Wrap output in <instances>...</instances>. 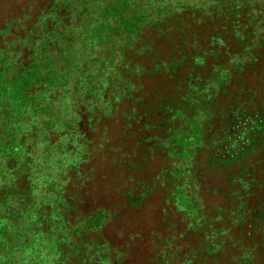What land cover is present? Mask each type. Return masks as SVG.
Returning a JSON list of instances; mask_svg holds the SVG:
<instances>
[{
    "label": "rangeland",
    "instance_id": "rangeland-1",
    "mask_svg": "<svg viewBox=\"0 0 264 264\" xmlns=\"http://www.w3.org/2000/svg\"><path fill=\"white\" fill-rule=\"evenodd\" d=\"M90 1L103 20L113 22L109 37L141 30L136 47H146V53H123L133 72L137 66L156 68L182 53L179 48L185 44L178 34L212 28L210 19L200 23L199 13L186 9L173 15L170 24L159 26L155 17L164 0ZM205 1L188 2L194 6ZM52 2L0 0V121H11V127L20 128L17 133L30 131L32 125L50 128L54 121L65 122L48 106L36 110L38 114L26 109L33 96L48 97L68 77L62 67L64 60L71 62L67 43L52 46L39 58L32 51L35 25L51 14ZM103 27L94 31L97 43ZM257 53V63L234 73L219 93L216 114L191 159L194 141L177 140L183 149L176 150L163 145L178 125L171 104L182 106L179 98L185 74L191 71L188 66L174 74L163 72L162 66L152 75L126 77L130 94L117 97L115 105L110 101L109 112L85 114L74 126L84 142L76 154H68L73 164H62L70 168L59 178L64 186L54 187L58 193L44 188L53 184L51 177H35L38 171L22 157L25 153L19 155L21 145L0 139L1 264H264V133L251 145L241 143V137H248L246 130L264 119V46ZM68 122L53 137L56 141L69 140L73 120ZM14 150L19 155L15 160ZM42 205L46 207L37 220L33 212ZM57 222L66 226L65 249L28 240L27 226L41 231L38 236L51 244L59 240Z\"/></svg>",
    "mask_w": 264,
    "mask_h": 264
},
{
    "label": "trees",
    "instance_id": "trees-1",
    "mask_svg": "<svg viewBox=\"0 0 264 264\" xmlns=\"http://www.w3.org/2000/svg\"><path fill=\"white\" fill-rule=\"evenodd\" d=\"M169 1H171V4ZM188 1L177 0L172 5V0H164L162 2L164 4L162 5L163 10L155 17V19L160 20L158 22L159 26L170 24L168 20L173 15H177L186 9L197 11L201 17L199 18L200 23L210 19L209 23L212 27L209 29L210 31L196 32L193 35L178 34L179 39L184 41L183 44H185V47L179 48L182 53L178 51L177 56L170 58L171 61L158 65L156 68L143 69L141 66H137L134 72L129 61H125L123 53L127 50L131 51L133 57L146 53V47H136L139 45L138 39L141 30H136L134 33L122 35L118 38L115 36L109 37L107 30L110 28V23L113 24V22H110L108 18L103 20V15L96 10L97 5H94L96 6L94 9L90 5V0H53L51 14L45 20L44 18L38 19L35 25L37 35L32 37V51L38 52L37 57L39 58V54L45 51L48 53L52 46H63L67 43L69 48H66V51L70 54L71 62H69V59L68 62L64 60L62 67L68 77L66 76L63 83L53 88V91L56 89L58 91L41 99L33 96L28 101L32 104L28 105L26 109H28V112L33 111V113L38 114L36 110L40 111V108L48 106L54 109L56 117L60 120L65 122H68L69 119L73 120L71 128L67 130V133L71 136L68 135L69 140L63 141L59 139L56 141L53 138L63 131L64 128L61 125L65 122L57 123L59 121H54L52 122L53 126L50 128H41L40 123H38L40 126L35 127L32 125L30 131L23 129L17 133L20 128L11 127L13 123L5 120V122L0 121L2 132V134L0 132V139L9 142V144L22 146L19 148V155H21V152L25 153L26 156L22 154V157H25L32 167L38 171L35 174L36 178L43 176L48 179V177H51L53 184L44 186L47 190H51L50 193H53L52 191L56 192V189H58L54 187L64 186V183L59 182V178L67 173L70 168L69 164L74 162L68 154H76L75 152L80 148L81 142H84L82 137L75 132L74 126L76 124L80 125L81 120L87 113L111 111L112 101L115 105L117 97L120 98L121 95L130 94L131 89L128 88V84L126 85V77H132V75L138 77L143 73L147 76L152 75L155 73L154 71L161 69L162 66L163 72H171L172 74L180 70L181 66L191 68L190 73L185 74L186 78L181 89L182 94L179 100L182 106L177 104L178 102L171 104L174 106L171 117L176 116L175 121L178 122V125L175 126L171 135L163 140V145L167 150L172 146H176V150L180 147L183 149L181 145L176 143L177 140L181 143L194 141L193 147L189 148L190 152H188L191 159L193 153L202 144L207 127L211 123V117L216 114L218 104L216 101L220 98L218 97L219 93L230 84L229 81L234 73H240L252 67L258 61L257 52L264 46V0H206L201 5L194 4V6ZM167 5L170 7H166ZM171 7H174V9L171 10ZM165 13L168 14L164 16ZM143 22L152 25L149 18H144ZM102 23L104 25V36L97 43L94 39V31L99 26L101 27ZM106 25H108L107 28H105ZM212 61H215L217 65L212 66ZM194 67L199 68V70H195ZM207 67H210L208 73L205 72ZM108 93L111 94H109V99L106 100L104 98ZM167 105L166 102H163L161 106L167 107ZM175 107H178V109H175ZM0 118L4 120L1 115ZM20 118L21 115H19ZM195 120L198 121V124L195 128H192ZM167 122L170 124L171 120L167 119ZM246 132L248 137H241V143L251 145L257 135L264 133V119L260 118L255 126L250 131L246 130ZM74 146L75 148H73ZM40 147L42 148L41 151ZM65 147L71 148V150L67 151ZM234 147L239 150L240 144L236 143ZM26 148H29V152L26 151ZM16 150L11 153V155H14H12L13 160L19 156H15ZM65 154H67L66 157ZM54 155H56V158L53 160ZM65 162L69 166L62 165ZM186 164H190L189 160L186 161ZM52 185L53 188H51ZM56 203L58 202L56 201ZM49 205L53 207L55 204L50 200ZM46 206L42 205L40 209L33 212L37 220L39 219L37 213ZM11 209L13 210V208L7 206L5 210L12 212ZM62 209L64 210V208ZM1 221L2 218H0V224ZM61 226V223L57 222L56 227L58 233L61 232V238L55 240L52 244L51 240L41 239V236H38L41 231L33 226H27L26 229L29 231L28 240L31 239L37 245L46 243L50 248L55 246L61 251L65 249L66 245V242L62 241L64 237L62 231L66 226L63 228ZM38 241L40 242L38 243ZM9 243L10 245L20 244L18 241ZM211 250L212 253L218 251L216 249Z\"/></svg>",
    "mask_w": 264,
    "mask_h": 264
}]
</instances>
